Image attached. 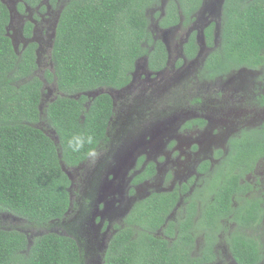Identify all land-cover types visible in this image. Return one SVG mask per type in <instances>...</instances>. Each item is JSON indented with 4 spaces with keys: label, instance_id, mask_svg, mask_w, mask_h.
<instances>
[{
    "label": "flooded vegetation",
    "instance_id": "flooded-vegetation-1",
    "mask_svg": "<svg viewBox=\"0 0 264 264\" xmlns=\"http://www.w3.org/2000/svg\"><path fill=\"white\" fill-rule=\"evenodd\" d=\"M1 1L17 54L36 45L42 116L64 95L45 75L54 70L66 2ZM225 2L202 0L184 11L178 0H159L146 9L152 42L142 43L147 53L135 60L129 79L79 95L85 108L109 96L106 135L78 165L61 163L70 180L69 209L48 225L26 221L29 229L18 228L29 245L57 233L76 242L81 264H108L110 246L125 228L201 264H250L246 256L264 264V56L219 65L228 47ZM36 126L59 143L49 123Z\"/></svg>",
    "mask_w": 264,
    "mask_h": 264
},
{
    "label": "trees",
    "instance_id": "trees-1",
    "mask_svg": "<svg viewBox=\"0 0 264 264\" xmlns=\"http://www.w3.org/2000/svg\"><path fill=\"white\" fill-rule=\"evenodd\" d=\"M32 6L43 0H23ZM57 0H51V3ZM181 9H198L202 0H178ZM52 61L45 78L64 94L43 109V82L35 75L36 45L15 51L6 27L10 12L0 0V211L43 226L69 209L70 180L62 164L78 165L106 135L111 114L108 95L83 105V92L129 79L135 60L147 53L146 9L159 0H65ZM22 8V6H21ZM24 8V5H23ZM223 28L228 47L219 65L242 64L264 56V0H226ZM163 44L155 47L154 53ZM154 53L152 56H154ZM31 76V79H28ZM24 82H21L23 79ZM46 121L59 143L36 125ZM61 155V156H60ZM154 236L133 238L120 229L108 264H201L188 253L167 248ZM250 264L255 256H246ZM76 242L49 233L29 245L26 235L0 226V264H81Z\"/></svg>",
    "mask_w": 264,
    "mask_h": 264
},
{
    "label": "rangeland",
    "instance_id": "rangeland-1",
    "mask_svg": "<svg viewBox=\"0 0 264 264\" xmlns=\"http://www.w3.org/2000/svg\"><path fill=\"white\" fill-rule=\"evenodd\" d=\"M163 2V1H162ZM161 2V5H162ZM50 88L53 87V85H49ZM55 91V89H53ZM54 93V92H53ZM0 222L3 224V226L6 229H15L20 231L18 228L22 229H29V224L24 220H19L16 216L10 215L9 213H1L0 214ZM22 232V231H21Z\"/></svg>",
    "mask_w": 264,
    "mask_h": 264
}]
</instances>
